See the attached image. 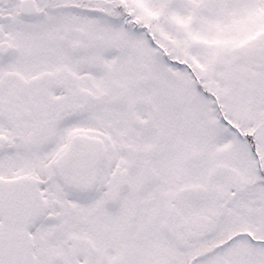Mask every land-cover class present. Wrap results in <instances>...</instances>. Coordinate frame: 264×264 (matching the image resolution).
I'll return each instance as SVG.
<instances>
[{"label":"snow or ice","instance_id":"6c2138e0","mask_svg":"<svg viewBox=\"0 0 264 264\" xmlns=\"http://www.w3.org/2000/svg\"><path fill=\"white\" fill-rule=\"evenodd\" d=\"M0 264H264V0H0Z\"/></svg>","mask_w":264,"mask_h":264}]
</instances>
